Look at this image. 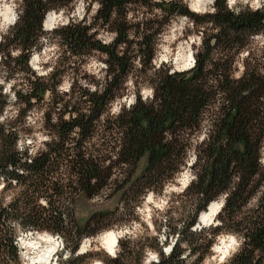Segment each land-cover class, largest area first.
<instances>
[{
    "label": "trees",
    "instance_id": "1",
    "mask_svg": "<svg viewBox=\"0 0 264 264\" xmlns=\"http://www.w3.org/2000/svg\"><path fill=\"white\" fill-rule=\"evenodd\" d=\"M77 1L19 0V18L0 42V59L8 71L7 79L25 75L24 88L16 89L15 84L11 87L14 100L24 105V113L20 111L17 117H24L60 84L56 72L47 77L36 75L29 64L45 37L55 39L65 55L88 58L99 52L106 63L104 82L93 91L84 89V106H76L80 100L74 94L56 102L60 119L52 124L53 136L36 156L21 148L17 121L4 122L11 97L0 87V179L7 187L21 188L10 203L0 201V264H23L17 227L26 232L48 230L63 236L69 256L63 259L61 255L57 264L90 262L92 254L79 253L82 238L110 227L104 223L108 211L94 213L86 227L79 225L72 202L67 203L68 189L80 186L92 197L107 184L112 173L104 175L88 152L87 143L111 104L125 93L135 63L154 68L152 62L164 27L145 21L134 32L128 17L131 6L138 2L152 12H160L165 24L178 15L190 18L198 30L204 31L203 43L193 68L184 72L154 70L149 82L155 93L153 99L144 101L139 96L132 107L124 108L115 117L116 161L138 168L146 157L144 170L133 184L142 186L144 192L156 183L164 186L186 166L189 136L200 129L211 107L213 118L202 145L203 154L198 157L201 170L188 187V191L196 187L190 219L180 228L171 227L162 245L158 237L149 244L136 242L130 236V246L115 256L104 253L103 264H203L217 237L228 230L237 232L243 244L222 264H264V192L257 209L243 215L264 183V69L258 64L264 51L260 57L249 52L243 74L235 76L238 55L249 48L255 36L264 34V5L232 8L228 0H215L212 11L195 13L184 0H84L89 5L98 4L94 20H70L49 36L44 27L50 11L70 9ZM100 28L114 33L112 42L105 43L97 37ZM16 50L18 54L13 55ZM65 115L70 119H64ZM225 193L220 224L195 229L201 211ZM42 198L45 206L39 203ZM92 224L98 227L87 231ZM172 237L176 241L166 252L164 246ZM147 248L157 252L156 261L146 263Z\"/></svg>",
    "mask_w": 264,
    "mask_h": 264
},
{
    "label": "rangeland",
    "instance_id": "2",
    "mask_svg": "<svg viewBox=\"0 0 264 264\" xmlns=\"http://www.w3.org/2000/svg\"><path fill=\"white\" fill-rule=\"evenodd\" d=\"M154 1L158 2L160 0ZM214 1L206 4V6H198L196 5V0H184L195 13L212 11ZM228 4L232 8L239 5H249L252 8H259L264 5V0H228ZM97 9L98 4L96 3L89 5L84 0H78L70 9L50 11L55 13V22L53 25L45 26L44 29L49 33V36H52L56 28L68 24L70 20H82L86 17L88 21H93ZM0 11L1 42L5 34L14 26L19 18V0H0ZM4 12H7L10 18H5ZM160 14L157 10L152 12L148 7L141 6L140 2L131 6L128 20L133 25L134 32L138 27L137 25L145 23V21L146 24L154 25L155 27H164V31L158 40L156 57L152 62L154 68H150V66L142 67L138 62L135 63V67L128 78L125 93L111 104L103 119L98 122L93 138L87 143L88 152L93 155L96 162L105 171L104 175L112 173L111 177L104 188L92 197H89L80 186H73V189H68L70 194L67 203L72 202L71 206L74 208V217L76 222L82 227H86L87 220L94 213L101 211H108L110 213L104 222L110 225L109 228L95 236L85 235L81 240L80 251L92 254L91 260L87 264H103L102 258L105 255L104 253L111 256L118 255L125 246H130V243L127 242L130 236L136 242L149 244L154 243L152 238L158 237L162 245L166 241V234L169 232V229L171 227L180 228L190 219V215L194 213L196 187H193L190 191H188V187L198 178L197 172L201 170L202 163L198 161V157L199 154H203L202 145L210 131V121L213 118L214 107H211L210 111L206 112L200 129L195 134L189 136L191 145L186 157V166L182 168L174 179L167 182L164 186L156 183L151 190L144 192L142 186L133 184L134 180L144 170L147 162L146 157L142 159L138 168L127 164H120L116 161L118 134L117 128L113 124L115 117L124 108L129 109L132 107L139 96L144 101H151L153 99L155 93L149 82L154 77V70H169L170 72L189 71L195 66L196 54L202 47L204 31L198 30L190 18L178 15L168 24H165V19ZM114 36L113 32L104 28H100L97 34V37L105 43L112 42ZM184 51L185 55L189 54L194 58V63L189 68H185L183 66L184 63L181 64L182 62H178L177 60L180 55L184 54ZM262 51H264V34L255 36L249 48L243 50L238 55L235 64V76L239 77L243 74L249 52H251L250 55L252 56L260 57ZM17 54V50L14 51L13 55ZM29 64L36 75L47 77L52 72L60 75L58 78V80L60 79V84L56 91L48 93L43 102L34 104L24 117L22 115L17 117V114L24 109V105L14 100V92L11 87L15 84L16 89L24 88L25 75L18 74L14 78L7 79L8 71L3 66L1 59L0 87L3 86L4 92L8 93L11 97V103L4 114V122L17 121V128L21 131V148L28 150L29 155L36 156L45 149V143L51 140L54 131L52 124L57 123L60 119L61 112L60 109L56 108V102L64 98L65 100L70 99L72 94H74L80 100L76 106L81 105L84 89L93 91L96 89L98 83L104 82L106 78V63L105 56L99 52L93 53L88 58H75L65 55L55 39L52 40L49 37H45L42 48L34 50ZM258 64L264 69V58H261ZM21 113H24V111H21ZM64 119H70V115H65ZM261 162L263 166L262 175H264V151ZM260 178L263 177L261 176ZM142 190L143 194L141 193ZM20 192V187H7L4 180L0 179V201L8 204ZM263 192L264 183L259 192L251 198L244 208L243 215H249L257 209ZM226 197L227 194L225 193L214 201L222 203L224 207ZM39 203L45 206L46 200L42 198V200H39ZM207 209L208 206L205 210ZM205 210H202L201 213ZM219 215L221 213H218L214 219L200 223V226H195L194 228L201 229L202 227L220 224ZM97 227V224H92L86 229L87 231H92ZM107 231H115L119 237V242L114 253H109L100 241L101 236ZM17 233V242L21 250L23 264H42L33 261L40 251L46 247L45 243L39 244L38 237L42 235H52L58 242V250L54 252L52 259L47 264H57V261L61 259V255H63V259L69 256L68 251L64 247L63 236L61 235L54 234L48 230L26 232L18 227ZM175 241L176 238L172 237L170 244L164 246V250L166 252L170 251ZM242 244L243 240L237 232L231 230L224 231L217 237L211 249V254L203 264L225 263L240 250ZM157 259V252L151 248H147L146 263L156 261Z\"/></svg>",
    "mask_w": 264,
    "mask_h": 264
},
{
    "label": "bare ground",
    "instance_id": "3",
    "mask_svg": "<svg viewBox=\"0 0 264 264\" xmlns=\"http://www.w3.org/2000/svg\"><path fill=\"white\" fill-rule=\"evenodd\" d=\"M211 2H213V0H196V5H198V6L205 5L206 6V4L211 3ZM3 15L5 18H8V17L10 18V16L8 15L7 12H4ZM54 20H55V13L52 12L47 16V18L45 20V26L47 27L49 25H53L55 22ZM177 60H178V62H182L181 64L184 63L183 66L185 68L191 67L194 63L193 56L189 55V54L185 55V51H184V54L180 55L177 58ZM222 205H223L222 203H218L216 201L212 202L208 206V209L201 213L200 218H199V222L205 223L206 221H210V220L214 219V217L222 209ZM200 223L196 227L200 226ZM38 239H39V244L45 243L46 247L40 251L38 256L36 258H34L33 261L35 263L47 264L52 259L54 252H56V250H58L57 249L58 248V242L52 235H42V236H39ZM100 241L102 242L103 246L106 248V250L109 253H114L116 250V247L118 245V242H119V237L115 231H107L106 233H104L101 236ZM82 250H84V249H82ZM81 252L84 253L86 251H80V253ZM94 264H101V263H94Z\"/></svg>",
    "mask_w": 264,
    "mask_h": 264
},
{
    "label": "water",
    "instance_id": "4",
    "mask_svg": "<svg viewBox=\"0 0 264 264\" xmlns=\"http://www.w3.org/2000/svg\"><path fill=\"white\" fill-rule=\"evenodd\" d=\"M197 225H199V222H198V224H197ZM197 225H196V226H197ZM168 252H169V251H168ZM84 253H86V252H84ZM112 255H113V254H112ZM113 256H115V255H113Z\"/></svg>",
    "mask_w": 264,
    "mask_h": 264
}]
</instances>
